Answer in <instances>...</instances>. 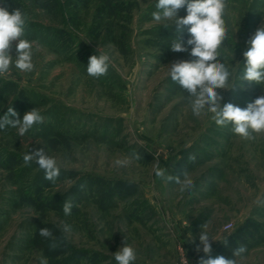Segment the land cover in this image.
Listing matches in <instances>:
<instances>
[{"label": "rangeland", "instance_id": "374dc122", "mask_svg": "<svg viewBox=\"0 0 264 264\" xmlns=\"http://www.w3.org/2000/svg\"><path fill=\"white\" fill-rule=\"evenodd\" d=\"M156 2L0 0L27 16L24 38L35 42L31 72L13 64L0 76V117L10 106L21 119L33 108L45 117L23 137L0 130V264H117L113 254L125 243L134 264H183V252L189 264L216 256L264 264V132L248 140L231 124L216 125L207 109L192 113L167 66L195 57L171 51L179 34L174 21L153 20ZM224 20L218 59L234 88L218 92L221 104L246 108L264 96V84L241 80L264 0H226ZM180 38H189L187 27ZM98 52L110 66L94 78L86 69ZM39 148L57 160L55 182L35 161L24 163ZM133 153L140 159L116 164ZM157 164L173 176L187 171L194 187L181 192L158 178ZM65 201L73 203L69 216ZM202 230L215 239L210 254L197 250ZM240 245L246 251L234 257Z\"/></svg>", "mask_w": 264, "mask_h": 264}, {"label": "clouds", "instance_id": "9594fccd", "mask_svg": "<svg viewBox=\"0 0 264 264\" xmlns=\"http://www.w3.org/2000/svg\"><path fill=\"white\" fill-rule=\"evenodd\" d=\"M155 7L157 11L152 13L153 20L156 22L174 21L175 32L179 34L170 46L171 51L187 52L195 57L194 60L173 61L167 66L172 81L178 83L188 94V103L191 105L192 113L200 116L207 109L212 113L211 118L216 125L225 127L231 124L235 134L248 140L255 139L253 133L264 132V96L257 97L253 102L248 103L246 108H241L231 102L221 104L224 97L218 89L234 88L228 87L231 73L218 59L220 57L218 49L226 36L224 20L226 0H157ZM181 9H186L187 14L184 17L178 15ZM26 21L27 16L19 8H15L10 13L6 8L0 7V76L7 74L13 64L16 69L26 73L34 68L33 46L35 42L24 38ZM186 27L189 38L185 42L180 38V34ZM13 42H16L15 57L11 55ZM247 44L249 47L243 52L245 63L241 80L264 84V25L255 31ZM98 53V55L89 57L86 69L87 74L94 78L106 75L110 66V57L103 52ZM44 122L45 117L36 108L26 111L21 119L19 113L10 106L7 112L0 117V130L11 127L17 129L18 135L23 137L34 126ZM133 159H140L139 154L133 153L130 157L117 160L116 164L125 166ZM189 159L194 161L195 156L190 155ZM23 160L25 165L35 161L48 181L55 182L60 175L57 160L49 156L44 148L24 154ZM155 175L165 182L175 181L180 185L181 192L194 187V181L187 171L173 176L166 174V169L157 164ZM72 208L73 203L65 201L64 215H71ZM63 230L70 232L71 226L64 225ZM39 235L45 238L53 237V233L48 228H41ZM210 238L208 233L202 230L199 235L202 249L198 245L197 250L210 254L212 251ZM56 246L55 242L51 244L53 248ZM245 251V246L240 245L233 251V256H239ZM113 256L117 264H134L137 258L135 249L126 243ZM199 264H236V260L224 256L208 259L201 257Z\"/></svg>", "mask_w": 264, "mask_h": 264}, {"label": "built area", "instance_id": "2783aa9c", "mask_svg": "<svg viewBox=\"0 0 264 264\" xmlns=\"http://www.w3.org/2000/svg\"><path fill=\"white\" fill-rule=\"evenodd\" d=\"M231 226H232L231 224H227V225H226V228H229V229H230ZM182 257H184V258H183V264H189L188 261H187V259L185 258V257H188V256H187L184 252H183Z\"/></svg>", "mask_w": 264, "mask_h": 264}, {"label": "trees", "instance_id": "16d2710c", "mask_svg": "<svg viewBox=\"0 0 264 264\" xmlns=\"http://www.w3.org/2000/svg\"><path fill=\"white\" fill-rule=\"evenodd\" d=\"M242 233H243V232L239 233V234H240V236L242 235ZM228 244H229V243H228ZM231 246H232V245H230V244H229V245H227V247H230V248H231ZM230 248H229V249H230ZM233 248H234V247H233ZM221 249H222V248H221ZM221 249H219V250H221ZM229 249H228V250H229Z\"/></svg>", "mask_w": 264, "mask_h": 264}]
</instances>
